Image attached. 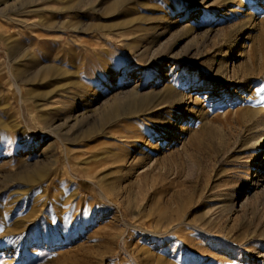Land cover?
Listing matches in <instances>:
<instances>
[{
  "label": "rangeland",
  "instance_id": "1",
  "mask_svg": "<svg viewBox=\"0 0 264 264\" xmlns=\"http://www.w3.org/2000/svg\"><path fill=\"white\" fill-rule=\"evenodd\" d=\"M110 1L0 0V264H264V0Z\"/></svg>",
  "mask_w": 264,
  "mask_h": 264
},
{
  "label": "bare ground",
  "instance_id": "2",
  "mask_svg": "<svg viewBox=\"0 0 264 264\" xmlns=\"http://www.w3.org/2000/svg\"><path fill=\"white\" fill-rule=\"evenodd\" d=\"M126 0H111L107 5H106V11L107 12H110V11H112L113 9H117V8H119V7H121L123 4H124V2H125ZM71 4H72V2H69V1H67V2H65V5H64V7L65 8H70L71 7ZM79 7V6H78ZM76 21V20H75ZM100 25V24H99ZM101 27L103 28V27H105L106 28V26H105V24L103 25H101ZM101 27H99V28H101ZM103 30H104V28H103ZM242 47H246V45H245V43H243V45H242ZM209 85H211V84H209ZM208 88V87H207ZM209 88H211L210 86H209ZM258 91V90H257ZM258 94V93H257ZM254 95L252 98H251V101H252V104H253V107L251 108V110L250 109H248V111L250 110V117H249V127H255V126H257V125H259V124H261L263 121H264V107H263V105H262V97H260L259 95ZM249 102V101H248ZM264 102V101H263ZM115 108V107H114ZM119 109V108H118ZM113 110V109H112ZM111 110V111H112ZM115 112V111H114ZM246 119V118H245ZM244 119V120H245ZM247 121H248V119H247ZM246 122V121H245ZM244 123V122H243ZM248 127V126H247ZM264 143V142H263ZM262 149H264V145H262L261 146V148L260 149H258V151H259V153H263V155H264V150L262 151Z\"/></svg>",
  "mask_w": 264,
  "mask_h": 264
}]
</instances>
